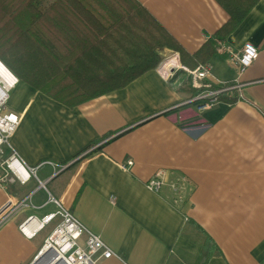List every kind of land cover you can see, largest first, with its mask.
Masks as SVG:
<instances>
[{"label": "crops", "instance_id": "1", "mask_svg": "<svg viewBox=\"0 0 264 264\" xmlns=\"http://www.w3.org/2000/svg\"><path fill=\"white\" fill-rule=\"evenodd\" d=\"M135 1L189 56L229 18L214 0ZM12 4L0 0V18H15ZM222 41L233 51L250 44L258 53L242 76L250 85L234 92L232 105L197 112L196 91L180 83L185 74L167 81L158 69L79 107L61 105L64 133L35 104L12 106L20 118L8 144L36 170L26 185L0 189V211L8 202L27 204L0 227V264L35 261L60 219L31 237L19 228L55 213L52 201L114 255L97 264H264V0ZM163 52L180 64L177 53ZM208 65L210 90L226 87L232 61L215 54ZM84 132L90 138L81 144ZM157 172L185 179L178 206L166 188L146 190Z\"/></svg>", "mask_w": 264, "mask_h": 264}, {"label": "trees", "instance_id": "2", "mask_svg": "<svg viewBox=\"0 0 264 264\" xmlns=\"http://www.w3.org/2000/svg\"><path fill=\"white\" fill-rule=\"evenodd\" d=\"M228 21L224 40L257 0H214ZM15 18H0V63L21 83L67 108L121 90L156 70L158 52L179 55L188 70L208 65L212 42L187 55L135 0H13ZM232 105L234 99L219 98Z\"/></svg>", "mask_w": 264, "mask_h": 264}, {"label": "built area", "instance_id": "3", "mask_svg": "<svg viewBox=\"0 0 264 264\" xmlns=\"http://www.w3.org/2000/svg\"><path fill=\"white\" fill-rule=\"evenodd\" d=\"M212 42L215 54L229 58L233 64V71L225 82L226 87L217 91L210 90L212 82L210 81L211 68L209 65L198 66L194 70L177 66L179 68L177 70L184 72L188 85L196 91L191 103L197 106V112L211 110L219 103V98L234 99V92H240L243 88L249 86L250 83H245L242 76L258 59L257 50L250 44H244L240 49L233 51L222 40L213 39ZM173 57V54H167L164 58L165 62L161 65V70L159 69L165 80L173 76L172 72L175 70L173 66L175 65H167L169 58ZM8 92H11V95L7 96L0 105V189L3 190L7 184L26 185L30 180L35 179L36 170L27 167L8 144V138L17 127L20 118L18 115L5 110L4 105L8 101L11 100L21 108L35 104L60 132L64 133L69 130V125L62 115L61 108L39 92L28 88L18 80ZM126 166L131 167L132 162L127 161ZM185 184L186 181L183 178L170 180L165 172H157L146 182L145 188L155 194H159L166 188L172 194V204L178 206L182 202L181 197ZM39 185L41 188L43 187L40 183ZM51 203L57 207L55 213L45 216L32 228L29 225L34 220L29 218L19 228L21 233L31 237L45 224L55 218L60 219V223L53 234L45 241L43 251L40 252V254L47 253L48 257L56 256L55 261L50 264H97L100 261L110 260L114 257L98 237L87 232L70 213L62 210L56 202L52 201ZM26 207L25 202L18 205L8 202L5 208L0 211V227L8 223L19 210ZM26 230H28V233H25ZM83 237L85 240L83 246L80 247L78 242Z\"/></svg>", "mask_w": 264, "mask_h": 264}, {"label": "bare ground", "instance_id": "4", "mask_svg": "<svg viewBox=\"0 0 264 264\" xmlns=\"http://www.w3.org/2000/svg\"><path fill=\"white\" fill-rule=\"evenodd\" d=\"M175 64H177V60H174V58H169L167 65L173 66ZM16 81L17 79L0 63V105L2 104L3 100L7 98L6 93L15 85ZM89 138L90 136L88 132H84L79 138L78 142L84 144L89 140ZM25 233H28V230H26Z\"/></svg>", "mask_w": 264, "mask_h": 264}, {"label": "rangeland", "instance_id": "5", "mask_svg": "<svg viewBox=\"0 0 264 264\" xmlns=\"http://www.w3.org/2000/svg\"><path fill=\"white\" fill-rule=\"evenodd\" d=\"M12 3V2H11ZM13 5V4H12ZM41 5H42V0H41ZM7 7H11V6H7ZM43 8H45V7H43ZM10 11H11V13H12V8L10 9ZM13 14V13H12ZM168 52V51H167ZM171 52V51H170ZM158 56H159V58L161 59V62H160V64H159V66L156 68V70H158V69H160L161 68V65L165 62V56H166V53L165 52H158ZM181 66L180 64H175V66H173L174 67V71L172 72V75L173 76H171L169 79H167V81H170L177 73H183L184 74V72H182L181 70H177V69H179L177 66ZM182 67V66H181ZM161 70V69H160ZM160 70L158 71L159 72V74H160ZM186 80V76L184 75L183 77H182V80H180V83L182 84V83H184L185 85L184 86H186V85H188V83L185 81ZM23 85H25L24 83H22ZM29 88V87H28ZM31 89H33V88H31ZM34 91H36L35 89H33ZM37 92V91H36ZM11 92H8L7 93V96H10L11 94H10ZM41 94V93H40ZM43 95V94H42ZM45 98H47V99H49V100H51V101H53L51 98H49V97H47V96H45V95H43ZM55 102V101H54ZM59 107L62 105V104H60V103H58V102H55ZM4 104V103H3ZM13 105H16L15 103H13L11 100L10 101H8V103L6 104V105H4V108H5V110L6 111H11V109H12V106ZM63 106V105H62Z\"/></svg>", "mask_w": 264, "mask_h": 264}, {"label": "water", "instance_id": "6", "mask_svg": "<svg viewBox=\"0 0 264 264\" xmlns=\"http://www.w3.org/2000/svg\"><path fill=\"white\" fill-rule=\"evenodd\" d=\"M47 255V253H42V254H40L36 259H35V261L32 263V264H40L42 261H43V259L45 258V256Z\"/></svg>", "mask_w": 264, "mask_h": 264}]
</instances>
